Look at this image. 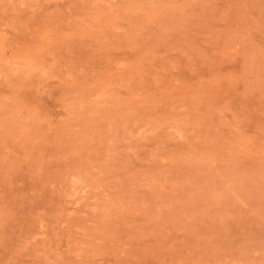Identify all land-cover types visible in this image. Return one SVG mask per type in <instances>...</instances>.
<instances>
[{
  "label": "rangeland",
  "instance_id": "374dc122",
  "mask_svg": "<svg viewBox=\"0 0 264 264\" xmlns=\"http://www.w3.org/2000/svg\"><path fill=\"white\" fill-rule=\"evenodd\" d=\"M0 264H264V0H0Z\"/></svg>",
  "mask_w": 264,
  "mask_h": 264
}]
</instances>
